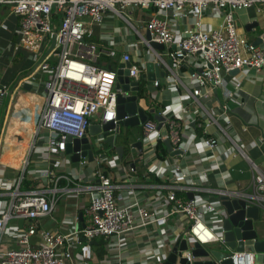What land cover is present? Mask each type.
I'll return each mask as SVG.
<instances>
[{
  "label": "built area",
  "instance_id": "built-area-1",
  "mask_svg": "<svg viewBox=\"0 0 264 264\" xmlns=\"http://www.w3.org/2000/svg\"><path fill=\"white\" fill-rule=\"evenodd\" d=\"M1 6L7 7L18 19L17 47L28 54L35 65L34 71L39 72L40 78L34 73L29 83L34 87L43 86L44 100L36 109L33 129L19 132L26 155L18 158L13 153L14 158L9 156L10 152L9 161L0 164V264H71V249L81 239L89 243L97 238L115 237L117 241L113 245L120 250L137 231L145 232V236L130 256L137 258L135 263L165 264L171 253L168 248L173 249L184 240L187 249L180 258L185 264H194L195 245L205 247L223 242L220 224L225 209L220 197L242 199L247 205L264 202V173L245 155L240 140L230 135L229 120L220 122L203 103L216 89L223 90L228 99L241 92L239 80H226L234 71L263 72L264 86V48L240 36L233 17L234 12L251 7L258 13L264 12V0H0ZM131 7L155 10L144 25L146 37L125 19L124 11ZM189 13L194 17L191 26L175 35L170 19L183 22ZM107 14L129 25L138 44L146 50L145 59L132 60L129 53L121 55L122 62L130 63L129 78L139 81L147 65L153 64L164 73L165 86L170 91L161 128H157L155 121L147 120L142 124V139L154 150L158 142L167 140L173 151L185 154L192 148L205 159H211L221 138L228 143L224 158L242 157L249 163L254 194L226 188L211 190L196 178L189 179L179 167L175 168L177 178L188 183L166 186L167 193L147 205L133 199L120 207L124 199L115 195L118 186L102 170H97L88 184L68 188L74 184V180L64 175V164L71 162L65 159H70L65 154L68 137L84 138L93 118L99 120V125L117 123L116 69L106 66L100 57L103 54L112 59L118 54L111 40L105 49L90 40L94 26L105 28ZM207 17L216 19L218 24H205ZM52 40L54 46L46 55ZM260 40L264 45V35ZM151 43L162 46V50L153 48ZM189 58H198L203 67L201 72H182ZM228 82H231V94L225 89ZM161 86L159 80L152 83L155 90ZM6 94L0 88V105ZM211 128L218 134H209ZM198 131L203 136H198ZM36 152L47 165L28 172L34 180L42 179L44 187L22 192L21 184L27 168L34 163L32 156ZM78 163L84 166L87 161L80 159ZM108 168L115 167L111 164ZM10 171L16 172L12 179L7 178ZM62 181L67 186L63 191L68 194L89 196L83 210L86 224L82 229L73 227L66 233L47 231L40 228V222L53 212L59 192L57 186ZM187 194H193L192 199L185 198ZM173 217H178L185 229L180 237L171 240L168 222ZM18 220H23L22 228L9 226L10 221ZM152 230L155 235L148 233ZM256 258V253L245 251H234L229 256L232 264H256Z\"/></svg>",
  "mask_w": 264,
  "mask_h": 264
},
{
  "label": "crops",
  "instance_id": "crops-1",
  "mask_svg": "<svg viewBox=\"0 0 264 264\" xmlns=\"http://www.w3.org/2000/svg\"><path fill=\"white\" fill-rule=\"evenodd\" d=\"M154 13V9L139 10L131 7L124 11V16L131 26L139 29L141 34L146 37L144 25L154 16ZM107 17L104 24L105 28L99 26L92 28L93 35L90 40L96 42L101 49L107 48V41L111 40L112 47H115L119 60L107 58L102 54L100 57L101 62L106 63L108 67L117 69L123 53H129L132 60L145 59L146 50L138 44V38L134 35L131 27L116 16L107 14ZM233 17L236 32L256 47L264 48L260 40V37L264 35V12L258 13L255 7H251L247 10L234 12ZM193 21L194 17L189 13L188 18L183 22L170 19V24L173 26L175 35H179L183 29L190 27ZM218 22L216 19L209 17L204 19L205 24L215 25ZM17 27L18 19L7 7L1 6L0 88L5 89L7 94L0 105V110L3 108L2 114H0V164H3V161H9L7 157L10 152L9 156H14V158L16 157L14 154L18 158L26 155L19 132L24 129H33L36 109L42 105L44 100L43 86L34 87L36 85L32 86L29 83L32 74L35 73V77L38 78H40V74L39 72H32L35 66L32 69L30 67L34 63L29 59L26 52L17 47ZM104 32H107L108 35H104ZM172 49H174V46L171 47ZM202 68L198 58H189L185 61L182 72L188 74L192 72L199 73ZM262 73L248 70L232 74L226 80L229 81L233 78L239 80L241 82V92L234 93L233 98L228 99L223 90L216 89L211 93V98L203 100V103L220 122L229 120L230 135L232 138L240 140L245 155L264 173V86L261 82ZM144 74L140 76L138 82L142 81L146 85V81L142 79ZM27 85H30V89H25ZM162 85L159 90L150 92L151 96L144 101V105L141 100L138 103V106L147 115L148 120L154 121L153 115L149 113L151 109L155 110L154 114L162 116L165 106L170 102V95L167 94L169 90L167 86ZM16 89L20 94L18 96H14ZM225 89L231 94V82H228ZM23 109H29L28 114L31 117L28 120L22 115ZM197 121L202 122L200 118H197ZM91 125H99V120L93 118ZM208 131L211 135L218 134L212 128ZM124 132L125 130L121 129V135ZM127 132L130 135V139L127 140L128 143L123 145L119 142V139L115 144V146L124 147L121 159L118 158L114 149L102 144L97 152H94V156L97 159L98 156H101L102 161L99 158V161H96V159L92 163L87 162L84 166L72 162L64 164V175L74 180V184H70L68 188L88 184L93 180L94 173L97 170H102L110 174L113 184L118 186L115 195L124 199L119 204L120 207L128 205L133 199L147 205L156 197L165 195L167 193L166 186H179L188 183V180L183 182L177 178L175 168L179 167L189 179L194 177L203 187L211 190L226 188L228 191H238L247 195L254 194L249 163L242 157L224 158V150L228 147V143L221 138L220 144L215 149V157L205 159L202 153H196L192 148L185 154L171 156L163 141L161 143L166 148L168 155H159L158 151L156 152L150 147L149 143L142 139V124L128 128ZM196 133L198 136H203V132L198 131ZM113 135L114 132H110V136ZM86 136H88V131ZM90 140L91 142L95 141L92 138ZM136 142H141V144L135 147ZM36 146L40 147L41 145L37 144ZM40 150L38 149V151ZM160 156L162 157L160 158ZM65 159L71 161L67 157ZM32 160L34 163L27 168L20 187L22 192L44 187V181L42 179L34 180L28 171L32 168H45L47 164L44 159L38 158V152L32 156ZM111 164L114 165V170L108 168ZM17 165L18 161H16V167L19 168ZM133 168L134 171L130 172V169ZM10 172L7 173V178L12 179L15 177L16 172ZM57 188L59 192L56 194V206L49 217L41 220L40 228L59 233L69 232L73 227L82 229L86 224L83 210L89 203V196L82 193L79 195L68 194L63 191L67 188L64 181L60 182ZM188 195H185V198H188ZM215 197L216 195H214ZM261 204L264 209V202ZM216 207L221 208L219 204H216ZM262 217L258 223H255V229L260 228L258 225L261 223L264 231V213ZM71 222L73 223L71 224ZM9 226L19 227L16 221H10ZM184 229L185 227L181 225L178 217L169 220L168 234L171 240L173 237H180ZM148 233L155 235L153 230ZM144 236L145 232L137 231L133 237L128 238L127 246L120 250H117L116 246L113 245L117 241L115 237L109 239L97 238L89 243L81 239L80 243L71 249V264H127L130 261V264H137L135 263L138 261L137 258H130V256L131 254L134 255L136 246ZM260 237L264 238L261 235ZM202 248L205 249V247ZM171 250L172 248H168L169 253ZM175 264H178V262ZM256 264L264 263L258 257V259L256 258Z\"/></svg>",
  "mask_w": 264,
  "mask_h": 264
},
{
  "label": "water",
  "instance_id": "water-1",
  "mask_svg": "<svg viewBox=\"0 0 264 264\" xmlns=\"http://www.w3.org/2000/svg\"><path fill=\"white\" fill-rule=\"evenodd\" d=\"M53 46L54 40L51 41L46 55ZM151 46L155 49L162 50V46L156 43H151ZM115 60H119V57L117 56ZM167 63L171 66L170 60ZM129 68L130 63H124L120 60L116 69L115 91H118L116 95L117 123L115 125L113 123L91 125L88 128V136L82 139L68 137L65 154L70 156L72 163H78L80 159L92 163L95 158V150L100 148L102 144L114 149L118 158L121 159L124 147L115 146L116 141L119 139L127 141L130 139V135L127 132L128 128L137 127L148 120L147 115L138 106L141 100L138 96L140 83L138 81H131L129 78ZM237 72L234 71L231 74L234 75ZM142 79L146 81L145 89L149 93L155 91L152 87V83L155 80H159L162 84L167 85L164 81V73L159 67L153 64L147 65L146 73L142 76ZM25 89H30V85L25 86ZM167 94L170 95L169 91H167ZM154 112V109L149 111L157 123V128L160 129L164 119L162 116L154 114ZM121 129L125 130L123 135H121ZM110 132H114V135L110 136ZM165 133L166 131L162 129V135H165ZM90 138L95 139V141L91 142ZM164 143L171 156L183 154L182 151H173L171 144L167 140ZM140 144L141 142H136L134 146L138 147ZM192 197L193 194L188 195L189 199H192ZM220 202L221 206L225 209V216L220 224L223 232V242L219 243L220 250L206 251L199 245H195L192 251V255L196 259L194 264H232L229 256L234 251L254 252L264 255V238H261L258 235L257 229H255V223L260 221L264 213L262 204L247 205L245 200L230 199L229 197H220ZM17 225L19 228H22L23 220H18ZM186 249V242L184 240L179 244L177 243L165 264H175L176 262L178 264H185V260L180 257L181 253Z\"/></svg>",
  "mask_w": 264,
  "mask_h": 264
},
{
  "label": "rangeland",
  "instance_id": "rangeland-1",
  "mask_svg": "<svg viewBox=\"0 0 264 264\" xmlns=\"http://www.w3.org/2000/svg\"><path fill=\"white\" fill-rule=\"evenodd\" d=\"M31 62V61H30ZM107 62H109V61H107ZM110 62H111V60H110ZM35 65H33V66H31L30 67V69H32L33 67H34ZM26 71V70H25ZM26 72H28V71H26ZM25 72V73H26ZM145 87H146V85H145V83L144 82H140V92L138 93V95H139V97H140V99H141V101H143V102H141L143 105H144V101L146 100V99H148L150 96H151V94L149 93V92H147V90L145 89ZM18 95H20L19 93H18V89H16L15 90V92H14V96H18ZM12 99V98H11ZM2 110H3V108L0 110V114H2ZM24 111V112H23ZM28 111H29V109H23L22 110V115H24V117H26L25 119L26 120H28V118H30L31 117V115L30 114H28ZM35 122V121H34ZM93 142V141H92ZM97 152V150H95V153ZM263 218V217H262ZM261 218V219H262ZM258 223V222H257ZM258 227H260V228H258L257 229V231H258V235L260 236H264V231L262 230L263 229V226H262V224L260 223L259 225H258ZM205 249H206V251H218V250H220V246H219V244H212V245H210V246H205ZM258 257H260V259H262L263 260V258H264V255H261V254H257V259H258Z\"/></svg>",
  "mask_w": 264,
  "mask_h": 264
},
{
  "label": "trees",
  "instance_id": "trees-1",
  "mask_svg": "<svg viewBox=\"0 0 264 264\" xmlns=\"http://www.w3.org/2000/svg\"><path fill=\"white\" fill-rule=\"evenodd\" d=\"M151 119V118H150ZM119 142L120 143H122L123 145H125V143L127 144L128 142L127 141H125V140H119ZM106 146V145H105ZM107 147V146H106ZM155 150H156V152L158 151V154L160 155V154H163V155H168L167 154V150H166V148L163 146V143H161V142H158L157 144H156V147H155ZM162 156H160V158H161Z\"/></svg>",
  "mask_w": 264,
  "mask_h": 264
}]
</instances>
